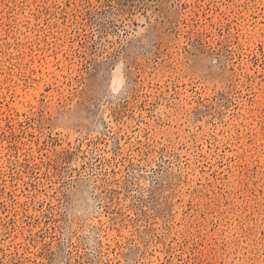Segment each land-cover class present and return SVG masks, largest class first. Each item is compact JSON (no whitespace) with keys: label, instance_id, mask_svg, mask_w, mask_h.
I'll list each match as a JSON object with an SVG mask.
<instances>
[{"label":"rangeland","instance_id":"374dc122","mask_svg":"<svg viewBox=\"0 0 264 264\" xmlns=\"http://www.w3.org/2000/svg\"><path fill=\"white\" fill-rule=\"evenodd\" d=\"M0 264H264V0H0Z\"/></svg>","mask_w":264,"mask_h":264}]
</instances>
